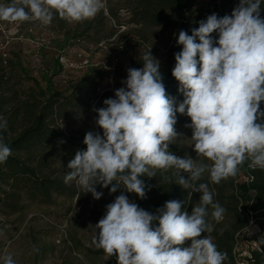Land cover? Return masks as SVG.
Wrapping results in <instances>:
<instances>
[{
	"label": "clouds",
	"instance_id": "obj_1",
	"mask_svg": "<svg viewBox=\"0 0 264 264\" xmlns=\"http://www.w3.org/2000/svg\"><path fill=\"white\" fill-rule=\"evenodd\" d=\"M262 0H239L231 15L215 13L199 21L191 34L180 30L174 54L172 76L183 95L177 104L170 96L160 71V61L151 48L140 59L142 68H128L124 87L114 98L94 109L101 133L89 131L68 164L65 183L75 181L84 193L99 200L103 193L123 189L106 205L104 216L94 226L91 244L117 264H224L227 253L218 250L210 235L214 226L206 220L222 221L225 209L214 202L205 173L211 183L235 177L248 162L264 170V18ZM104 0H11L0 4V21L36 22L51 25L59 17L68 23L95 18ZM218 33V39L212 33ZM177 113L191 123L192 146L198 162L189 155L179 157L169 145L180 135ZM7 121L0 116V129ZM12 150L0 136V163ZM156 170H175V183L200 193L189 214L183 201L169 200L156 214L141 208L124 192L146 196L142 176L155 177ZM188 173L186 179L181 173ZM154 222L157 226H154ZM98 230V231H97ZM190 242L189 246H184ZM0 264H16L9 253L0 255Z\"/></svg>",
	"mask_w": 264,
	"mask_h": 264
},
{
	"label": "trees",
	"instance_id": "obj_2",
	"mask_svg": "<svg viewBox=\"0 0 264 264\" xmlns=\"http://www.w3.org/2000/svg\"><path fill=\"white\" fill-rule=\"evenodd\" d=\"M0 2L7 5L11 0ZM238 3L239 0L121 1L130 22L136 26L133 34L138 43L150 46L154 40L165 42L160 71L167 93L176 99L177 104L182 102L183 95L178 92L179 83L172 76V69L175 65L174 54L182 50V46L177 44L180 30L191 34V30L199 26V21L213 13L218 17L231 15ZM109 14L112 18H118L112 9H109ZM261 17L264 18V0L261 2ZM105 18L100 11L95 18L75 22L73 27H69L59 17L54 18L53 22L62 30L61 42L66 43L76 38L96 36L101 31ZM211 35L218 39V33ZM59 43H56L57 46H60ZM146 52L145 50L144 54ZM2 53L0 52V116L6 119L7 127L0 129V136L12 150L7 161L0 163V216H7L23 210L27 201L52 204L59 196L77 195L74 181L65 183L64 180L69 171L67 164L74 158L77 150H86L84 136L93 130L98 118L94 109L104 107L103 101L114 97L107 90L98 92L105 73L92 67L73 84L69 92L53 90L48 81L44 88L25 87L23 84L28 75L18 56L14 54L3 58ZM142 67V61L129 66L137 69ZM261 108H264V103ZM177 120L186 125L190 118L177 113ZM71 122H79L88 131L65 129ZM100 133L102 134V130ZM181 175L187 179L189 174L182 172ZM141 179L146 185L144 199H140L135 193L124 194L153 214L166 201L174 199L183 201V210L191 214L201 195L192 192L189 197L190 189L185 190L175 183V173L170 172L157 180L148 176H142ZM200 182L208 183L209 189L214 193V202H218L226 210L222 221H214V230L210 234L205 233L212 237L218 250L227 253L224 264H238L235 246L239 239L255 244L241 262L264 264V170L252 169L245 162L235 177L214 184L205 175ZM99 187L106 190L113 199L124 191L119 189L110 194L111 186ZM79 197L78 201L82 199ZM95 210L98 214H105L106 205L96 207ZM210 210L212 211L211 207L208 208L209 213ZM1 224L0 218V226ZM251 224L257 226V231L251 237L241 236ZM154 226H157L155 222ZM189 243L186 242L184 246H189ZM95 253L104 252L97 249ZM108 264H117L116 257H110Z\"/></svg>",
	"mask_w": 264,
	"mask_h": 264
},
{
	"label": "rangeland",
	"instance_id": "obj_3",
	"mask_svg": "<svg viewBox=\"0 0 264 264\" xmlns=\"http://www.w3.org/2000/svg\"><path fill=\"white\" fill-rule=\"evenodd\" d=\"M121 1L104 0L101 11L106 21L96 36L76 38L66 43L61 42L62 30L57 23L44 26L38 21H0L2 57L18 56L28 75L23 84L25 87L44 88L48 81L53 90L63 92H69L89 68H97L105 73L98 92L107 90L114 97L115 90L124 87L122 81L127 78V69L131 64L140 63L145 50L151 48L159 61L164 59L165 52L164 41L154 40L150 46L138 43L133 34L136 26L130 22ZM109 9L117 14V20L110 16ZM66 23L69 27L76 24ZM61 55L63 60L59 58ZM175 128L180 135L169 145V151L179 157L189 155L198 162L209 163L197 157L193 150L192 130L179 122ZM65 129L88 131L79 122H71ZM92 132L100 133L101 129L95 125ZM170 172L175 173V170H156L155 178L157 180ZM74 185L77 188L74 197L59 196L52 204L27 201L20 212L0 216V255L11 254L16 264H108L110 257L105 253H95L97 249L91 241L96 233L94 226L104 216L96 213L95 208L112 203L114 199L99 186L97 191H101L103 196L95 200L91 193H84L75 181ZM78 197L82 199L78 201ZM211 212L207 221L213 225L215 220ZM256 231L257 226L251 224L241 236L251 237ZM254 247L253 242L239 239L235 246L237 263L243 264V257Z\"/></svg>",
	"mask_w": 264,
	"mask_h": 264
},
{
	"label": "built area",
	"instance_id": "obj_4",
	"mask_svg": "<svg viewBox=\"0 0 264 264\" xmlns=\"http://www.w3.org/2000/svg\"><path fill=\"white\" fill-rule=\"evenodd\" d=\"M60 59L62 58V60L64 59V57L61 55L60 57H59ZM77 184V183H76Z\"/></svg>",
	"mask_w": 264,
	"mask_h": 264
}]
</instances>
